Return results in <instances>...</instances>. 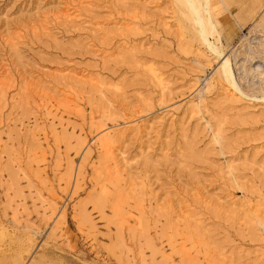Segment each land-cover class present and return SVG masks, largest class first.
Returning <instances> with one entry per match:
<instances>
[{
    "label": "rangeland",
    "instance_id": "obj_1",
    "mask_svg": "<svg viewBox=\"0 0 264 264\" xmlns=\"http://www.w3.org/2000/svg\"><path fill=\"white\" fill-rule=\"evenodd\" d=\"M210 7L222 56L175 0H0V264H264V0Z\"/></svg>",
    "mask_w": 264,
    "mask_h": 264
},
{
    "label": "bare ground",
    "instance_id": "obj_2",
    "mask_svg": "<svg viewBox=\"0 0 264 264\" xmlns=\"http://www.w3.org/2000/svg\"><path fill=\"white\" fill-rule=\"evenodd\" d=\"M175 2L178 5V9L181 12V16H183L184 19H187L189 22H191L195 32H197V34L202 38V40L205 41V43H207V46H210L213 50L215 49V51L217 52H221L217 47V44H216L217 41L215 42L214 39L213 41L211 40V37L214 35V31H216V26L212 20L213 17H212L211 7H210L211 0H175ZM211 34L213 35L211 36ZM253 39H255L254 41L257 42V45L252 44L253 41L252 42L248 41V45L244 44L243 49L246 51L247 57L243 58V60L239 62V65H237L238 63L237 62L236 65L238 66V70L243 69L241 72V74L243 75V78L248 79V77L252 75L253 78L256 79L255 83L253 84L258 85L260 92L264 96V76L259 75V73L261 72L264 73V65H263V70H260L259 68L254 67V65L246 66V63L249 60V58H254L253 56L257 52L262 54L261 56L263 59L261 60L264 63V38L258 36V37H254ZM215 40H218V39L216 38ZM255 47H260V49H256ZM222 52H221V56H222ZM238 54L239 52L235 50L234 55L238 56ZM231 56H232L231 54L230 55L227 54L221 58L219 62V66H218V71H219L218 75L221 78L226 79L225 81H227L228 84L230 83L231 86H234V89H238L239 88L238 83H237L238 80L236 78V74L234 70L235 64L232 62ZM150 71L151 73H153L154 70H150ZM153 77L155 80L159 82L160 85L164 86V82L162 78L159 77V75L156 72L153 73ZM110 138H111V132L107 131L104 134L103 139H102L103 141L101 143V146L105 149L107 154L111 153V148H112L111 147L112 145L110 146ZM114 159L115 161H117L116 160L117 157L113 158V160Z\"/></svg>",
    "mask_w": 264,
    "mask_h": 264
}]
</instances>
